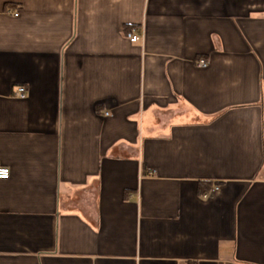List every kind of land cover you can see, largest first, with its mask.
<instances>
[{"label": "crops", "instance_id": "crops-1", "mask_svg": "<svg viewBox=\"0 0 264 264\" xmlns=\"http://www.w3.org/2000/svg\"><path fill=\"white\" fill-rule=\"evenodd\" d=\"M0 163V264H264V0H0Z\"/></svg>", "mask_w": 264, "mask_h": 264}, {"label": "built area", "instance_id": "built-area-1", "mask_svg": "<svg viewBox=\"0 0 264 264\" xmlns=\"http://www.w3.org/2000/svg\"><path fill=\"white\" fill-rule=\"evenodd\" d=\"M127 38L132 42V43H136L140 40V34H138V32L134 29H132L131 31H128V33L126 34ZM199 66L202 68H205L208 66V63H206L205 61H201L199 63ZM16 96L19 99H26L27 98V91L24 87H20L18 88V91L16 93ZM108 115V114H107ZM11 176V170L8 167H4L1 163H0V180H7L9 179ZM219 191V187L218 186H214L212 189H210L207 193H205L203 195L204 199H208L210 196H212L214 193Z\"/></svg>", "mask_w": 264, "mask_h": 264}, {"label": "trees", "instance_id": "trees-1", "mask_svg": "<svg viewBox=\"0 0 264 264\" xmlns=\"http://www.w3.org/2000/svg\"><path fill=\"white\" fill-rule=\"evenodd\" d=\"M209 190H210V185H206V186H204V188L202 189L201 193H202V194H205V193H207Z\"/></svg>", "mask_w": 264, "mask_h": 264}]
</instances>
